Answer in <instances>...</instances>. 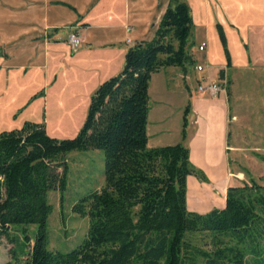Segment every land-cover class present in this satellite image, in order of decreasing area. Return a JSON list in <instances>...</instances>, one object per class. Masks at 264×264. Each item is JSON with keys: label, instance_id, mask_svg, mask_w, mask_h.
<instances>
[{"label": "trees", "instance_id": "16d2710c", "mask_svg": "<svg viewBox=\"0 0 264 264\" xmlns=\"http://www.w3.org/2000/svg\"><path fill=\"white\" fill-rule=\"evenodd\" d=\"M191 26L188 7L169 0L154 37L129 46L120 72L91 94L73 138L31 122L0 132V239L14 246L5 264H264V186H229L223 207L204 214L185 208V178L198 177L181 143L188 105L181 142L146 146L150 76L190 62ZM88 149L103 153V186L71 207L87 217L85 236L71 250H48L47 195L65 190V154Z\"/></svg>", "mask_w": 264, "mask_h": 264}, {"label": "crops", "instance_id": "0c3cea01", "mask_svg": "<svg viewBox=\"0 0 264 264\" xmlns=\"http://www.w3.org/2000/svg\"><path fill=\"white\" fill-rule=\"evenodd\" d=\"M180 1L192 23L186 40L190 62L183 68H161L149 83L158 79L162 88L169 78L181 83L184 107H189L185 139L166 140L165 120L150 125L147 114L146 146L183 143L198 174L185 178V208L204 214L224 205L229 162L264 157V0ZM168 3L0 0V132L31 122L56 138L55 131L76 134L91 94L120 72L129 46L154 37ZM69 34L79 37L75 49L66 41ZM201 43L204 48L198 52ZM219 80L225 87L216 97L196 92L197 84ZM254 119L261 122L257 132Z\"/></svg>", "mask_w": 264, "mask_h": 264}, {"label": "rangeland", "instance_id": "374dc122", "mask_svg": "<svg viewBox=\"0 0 264 264\" xmlns=\"http://www.w3.org/2000/svg\"><path fill=\"white\" fill-rule=\"evenodd\" d=\"M163 87L158 79L149 83L148 121L152 125V123L165 120L163 137L169 141L176 138L177 142L180 139L181 111L187 103L186 96L181 83L176 78L167 79ZM256 104L257 100H253L252 107ZM259 126L261 122L258 124L254 119L252 128L255 132ZM54 133L58 135V138L46 134L60 140L71 139L76 135L66 131H55ZM65 161L67 172L64 192L60 195L57 191H50L47 195L51 206L46 226L47 249L60 252L74 248L83 239L87 230V217L73 213L72 205L80 197L98 191L103 186V153L101 150H73L65 154ZM228 168L231 173L228 186H239L241 183H248L249 180L264 186V164L259 157L251 162H229ZM25 227L28 235L32 236L35 226L26 225ZM12 248L14 246L6 238L0 239V264L11 260L10 250Z\"/></svg>", "mask_w": 264, "mask_h": 264}, {"label": "built area", "instance_id": "2783aa9c", "mask_svg": "<svg viewBox=\"0 0 264 264\" xmlns=\"http://www.w3.org/2000/svg\"><path fill=\"white\" fill-rule=\"evenodd\" d=\"M66 41L71 49H75L79 46L80 40L79 37L75 34H69L66 38ZM204 48V43H201L197 46V51L201 52ZM195 71L201 72L202 66L196 65L194 67ZM225 83L221 80L213 82H201L196 85V92L202 94L206 97L213 98L216 97L220 92H223Z\"/></svg>", "mask_w": 264, "mask_h": 264}]
</instances>
